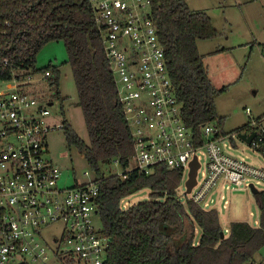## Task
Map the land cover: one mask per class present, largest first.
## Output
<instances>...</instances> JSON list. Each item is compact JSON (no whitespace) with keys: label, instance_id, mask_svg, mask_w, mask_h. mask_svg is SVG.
I'll list each match as a JSON object with an SVG mask.
<instances>
[{"label":"trees","instance_id":"1","mask_svg":"<svg viewBox=\"0 0 264 264\" xmlns=\"http://www.w3.org/2000/svg\"><path fill=\"white\" fill-rule=\"evenodd\" d=\"M150 5L183 122L197 134L207 123L221 125L223 118L217 116L214 99L225 86L213 84L197 49V40L217 36L211 18L191 10L185 0H150ZM49 42H62L65 47V63L77 94L75 105L88 137L87 143L83 141L62 113L66 146L85 159L98 186L100 233L108 239L104 264H244L253 260L264 249V190L255 195L259 225L231 221L221 239L215 209L177 197L181 170L159 164L149 174L132 170L123 179L102 168L118 160L122 173H127L133 150L89 0H0V78H8L20 65L34 73L49 70L48 85L62 104L66 97L59 92V67L51 63L36 67V54ZM246 129L248 123L234 133ZM143 188L150 190L147 200L121 206L126 196ZM196 228L200 230L197 241Z\"/></svg>","mask_w":264,"mask_h":264},{"label":"built area","instance_id":"2","mask_svg":"<svg viewBox=\"0 0 264 264\" xmlns=\"http://www.w3.org/2000/svg\"><path fill=\"white\" fill-rule=\"evenodd\" d=\"M89 3L132 140L127 173L116 174L123 179L132 170L149 174L160 164L181 170L182 182L187 172L183 180V194L189 196L186 200L216 211L209 194L217 183H222L223 189L250 191L251 185L257 189L256 184L264 183V167L227 153V138L237 133H222L217 125L207 123L197 134L183 122L181 104L151 17L150 0ZM50 77L49 70L34 73L20 65L8 78H0V264L31 263L37 258L42 264H104L108 239L93 223L98 186L92 172H85L86 179L81 183L64 186L60 184L61 171L44 158L48 151L45 137L63 127L62 120L50 119L48 106L54 97L48 85ZM245 113L249 114V109ZM252 132L255 136L248 145L264 160L262 120L250 121L241 133ZM199 153L206 158L201 183L197 178ZM194 158L198 163L196 184L185 194ZM113 164L118 166V160ZM219 200L226 209L229 202L223 194ZM56 222L63 223L61 230L45 238L42 229ZM244 264H264V257H254Z\"/></svg>","mask_w":264,"mask_h":264},{"label":"rangeland","instance_id":"3","mask_svg":"<svg viewBox=\"0 0 264 264\" xmlns=\"http://www.w3.org/2000/svg\"><path fill=\"white\" fill-rule=\"evenodd\" d=\"M245 0H185L191 10L205 12L210 18L217 36L207 40H197V49L203 55L204 64L208 69V75L217 87L225 86L224 92L214 99L217 116L223 118L218 125L223 133L233 134L236 129L252 120L260 119L264 123V0H257L245 5ZM253 35L260 43L250 42L245 49L240 45ZM244 39V40H243ZM251 41V39L249 40ZM225 48V50H222ZM220 49V51H218ZM36 67L45 68L49 63L59 67V92L66 100L60 103L56 97H51L53 104L48 106L51 121L57 122L65 119L71 124L78 136L88 142V137L83 122L80 108L75 105L77 94L71 75L70 67L66 62L67 53L62 42H49L36 54ZM246 109L250 113L246 114ZM63 113V115H62ZM230 145L227 153L235 158L243 159L246 163L264 167L261 154L252 150L243 140L234 136L227 138ZM47 153L44 158L51 161L62 173L60 184L72 187L86 179L85 172L91 174L85 159L79 155L74 147L67 148L62 129L50 132L45 137ZM201 163L197 178L201 183L205 170L206 158L199 153ZM102 168H110L114 173L123 170L115 166L113 162L102 165ZM187 172L183 175V180ZM180 182L176 190L177 197L184 202L189 196L184 195V182ZM257 190H264V183L255 185ZM150 190L143 188L129 196H126L121 206L132 205L149 198ZM223 194L228 200L226 209L221 207ZM210 197L214 199L217 208L219 222L224 236L231 221L247 222L253 227L259 223V207L255 195L249 189H223L222 183H217L210 191ZM125 205V206H124ZM96 229L101 230V222L97 216H93ZM63 227L62 222H56L49 228H43L44 237L54 232L57 233ZM200 236V230L196 228L195 240ZM49 256V251L45 253ZM30 260V256H26ZM264 257V249H260L255 258ZM31 264H42L40 258L31 261Z\"/></svg>","mask_w":264,"mask_h":264},{"label":"water","instance_id":"4","mask_svg":"<svg viewBox=\"0 0 264 264\" xmlns=\"http://www.w3.org/2000/svg\"><path fill=\"white\" fill-rule=\"evenodd\" d=\"M237 136L239 137V139L243 140L246 144H249L250 141L254 138L255 133L252 132L251 134L246 135L245 133H241L240 132V133H237ZM189 167H190V170H189V173H188V179L185 182V187H186L185 194L190 193L192 187L196 184L195 177H196V170L198 168V163H197L195 158L190 163ZM250 188H251V192H252L253 195H256L259 192L252 185L250 186ZM223 237H224V234L221 231L220 232V238L222 239ZM106 260H107V258H105L104 261H106Z\"/></svg>","mask_w":264,"mask_h":264},{"label":"crops","instance_id":"5","mask_svg":"<svg viewBox=\"0 0 264 264\" xmlns=\"http://www.w3.org/2000/svg\"><path fill=\"white\" fill-rule=\"evenodd\" d=\"M255 1L257 0H245L243 3L245 5H249V4H252L254 3ZM251 39V41H249ZM250 39H246L244 40V42L240 45L241 49H245V47H247V44H249L250 42H253L254 43H260V41H258V39H256L255 37H253V35L250 36ZM222 50H225V48H222ZM218 51H220V49H218Z\"/></svg>","mask_w":264,"mask_h":264}]
</instances>
